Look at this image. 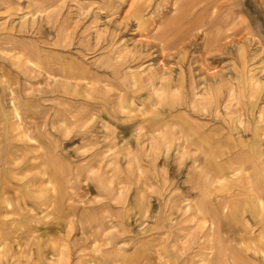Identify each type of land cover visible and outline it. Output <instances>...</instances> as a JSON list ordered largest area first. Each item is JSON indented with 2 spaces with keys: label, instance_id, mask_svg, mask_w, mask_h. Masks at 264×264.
Listing matches in <instances>:
<instances>
[{
  "label": "rangeland",
  "instance_id": "obj_1",
  "mask_svg": "<svg viewBox=\"0 0 264 264\" xmlns=\"http://www.w3.org/2000/svg\"><path fill=\"white\" fill-rule=\"evenodd\" d=\"M55 1L52 8H46L43 2L37 4V16L31 18L32 23L43 20L58 45L76 48L84 43L91 53L107 59L110 65L125 68L147 65L146 69L153 73L158 63L165 72L173 73L174 55L186 47L188 65L194 66L191 76L204 79L193 91L195 94H209L212 109L218 111L221 101L235 105V96L241 104L244 100L247 108L238 120L233 108L226 111L230 114L228 127L238 134L239 121L245 125L250 139L244 140L247 154L244 167L253 161L264 172L261 149L264 102L256 112L259 95H264V0H201L193 5L188 0H150L147 16L153 22L142 21V25L139 20L123 17L121 7L128 0ZM204 12L206 21H211L212 16L224 17L225 39L207 42L213 32L205 34L206 22L189 25ZM173 23L176 28H172ZM179 57L177 61L183 62L184 55ZM223 80L228 82L227 90L235 87L238 95H227L226 89L221 92L224 95H219V82ZM195 98L193 95L189 109L192 115L199 116L191 106ZM90 119L84 127L77 126L72 119L70 125L68 119L65 123L58 119L49 133L44 130L33 133L47 144L46 154L68 192L72 211L63 235L69 264H140L137 255L140 251L164 254V264H260L237 253L219 213L193 210L191 195L196 189L194 179L189 177H193L191 172H201L202 167L196 159L186 164L187 159L197 154L180 131L161 136L158 145L156 137L139 130L122 132L103 122L97 123L96 118ZM210 131L212 139L207 136L206 142L212 153L219 155L220 130L211 126ZM238 140L242 141L230 134L227 138L222 136L228 150L231 145L237 146ZM18 149L22 157L42 155L31 144L15 147L14 151ZM228 168L234 177L237 172L248 173L243 168V171L233 169L231 164ZM225 169V164L220 165L219 171ZM45 178L49 179L48 172L21 180L20 198L35 201L36 211L16 209L12 195L5 197L10 207L5 215L7 219L37 230L42 226L55 230L60 225L68 212L64 191L55 175H51L47 186L42 185ZM238 178L242 183L246 179ZM149 195L154 203L160 200L161 210L154 211L147 220L151 209ZM124 203L125 208L120 211ZM248 211L257 218L254 203ZM131 213L147 221L126 225L123 219L127 220ZM37 230L34 237L39 252L46 243L38 239ZM5 231L1 230V234ZM243 233L247 235L248 231L244 229ZM243 247L264 261V242L249 238ZM130 251L132 254L125 260ZM158 261L153 259V264Z\"/></svg>",
  "mask_w": 264,
  "mask_h": 264
},
{
  "label": "crops",
  "instance_id": "obj_2",
  "mask_svg": "<svg viewBox=\"0 0 264 264\" xmlns=\"http://www.w3.org/2000/svg\"><path fill=\"white\" fill-rule=\"evenodd\" d=\"M188 1L193 5L201 0ZM41 2L46 8H52L57 1L0 0V264H69L68 247L63 235L72 211L68 192L53 161L46 154L47 144H43V140L37 139L33 133L42 130L49 133L58 119L64 123L68 119V125L69 119H72L77 126L84 127L85 122L91 121V117L96 118L97 123L103 122L122 132L139 130L147 136L156 137L158 145L161 136L180 131L184 141L189 142L187 144L197 154V157L187 159L186 164L196 159L202 167L201 172H191L193 177H189L194 179L196 189L191 195L194 201L191 205L195 206L193 210L219 213L235 243L237 253L264 264L260 255L243 247L249 238L264 242V172L259 171L253 161L244 167L247 154L243 145L244 140L250 139V132L245 131V125L240 121L236 125L238 134L232 132L228 127L230 114L226 113L229 108H233V114L238 120L247 108L244 100L241 104L235 96V105L221 101L218 111L212 109L209 94H195L193 91L204 83V79L191 76L194 66L188 65L186 47L174 55L173 73L165 72L158 63L153 73L146 69L147 65L131 68L110 65L107 59L91 53L84 43L76 48L61 47L52 38L54 34L46 22L38 19L36 24L32 23L31 18L37 16L36 5ZM149 2L126 1V8L123 5L121 7L123 17L139 20L141 25L142 21L148 24L152 20V17L147 16ZM205 12L191 20L189 25L193 27L206 22L208 27L205 34L213 32L207 42L222 41L227 36L224 32V17L212 16L215 19L206 21ZM44 19L47 21V18ZM182 54L183 62L177 61ZM219 85V95H224L221 92L225 89L227 95H238L235 87L231 86L227 90L228 82L223 80ZM192 94L196 98L191 106L199 116L192 115L189 109ZM263 99L264 95H259L256 112L264 102ZM211 126L216 127V131L220 130L217 139L222 152L219 155L213 154L206 142L207 136L211 138ZM228 134L242 140H238L237 146L231 145L230 150L227 142L222 141V136L227 138ZM29 144L38 148L42 155L22 157L19 149L14 151L15 147ZM261 149L264 151V143ZM223 164L226 169L222 172L219 167ZM230 164L233 169H244L248 173L237 172L234 177L228 168ZM47 172L49 179L45 178L42 185L47 186L53 174L60 181L65 195L68 212L60 225L55 230H47L45 226L37 230L29 224L21 226L14 219H7L5 215L10 207L5 203V197L9 193L16 209L36 211L35 201L20 198L21 180L46 175ZM238 177L246 178L244 183ZM149 202L151 209L147 220L154 211L161 210L159 199L154 203L149 195ZM252 203L257 218L248 211ZM125 205L120 211L124 210ZM147 220L138 219L135 213H131L123 222L127 225ZM244 229L248 231L247 235H244ZM1 230L6 231L1 234ZM36 230L39 233L38 239L46 243L45 248L39 252L35 247ZM53 232L54 237L51 236ZM131 254L132 251L128 252L125 260ZM137 255L140 264H153V259H158V264H164V254L140 251Z\"/></svg>",
  "mask_w": 264,
  "mask_h": 264
}]
</instances>
